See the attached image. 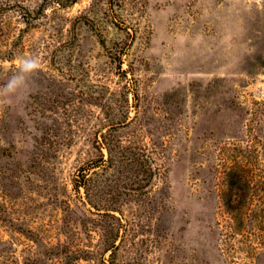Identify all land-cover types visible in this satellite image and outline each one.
Masks as SVG:
<instances>
[{
	"label": "rangeland",
	"instance_id": "1",
	"mask_svg": "<svg viewBox=\"0 0 264 264\" xmlns=\"http://www.w3.org/2000/svg\"><path fill=\"white\" fill-rule=\"evenodd\" d=\"M0 264H264V0H0Z\"/></svg>",
	"mask_w": 264,
	"mask_h": 264
},
{
	"label": "clouds",
	"instance_id": "2",
	"mask_svg": "<svg viewBox=\"0 0 264 264\" xmlns=\"http://www.w3.org/2000/svg\"><path fill=\"white\" fill-rule=\"evenodd\" d=\"M41 61L33 55L18 58L16 69L8 76L0 87V99L29 97L35 87V77L40 71Z\"/></svg>",
	"mask_w": 264,
	"mask_h": 264
}]
</instances>
